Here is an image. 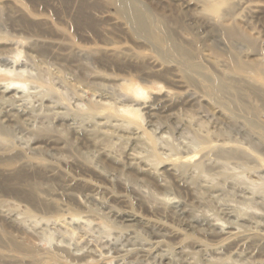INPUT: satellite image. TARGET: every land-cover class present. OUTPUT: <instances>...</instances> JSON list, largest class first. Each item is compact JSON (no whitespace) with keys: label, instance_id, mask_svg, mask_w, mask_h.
<instances>
[{"label":"rangeland","instance_id":"374dc122","mask_svg":"<svg viewBox=\"0 0 264 264\" xmlns=\"http://www.w3.org/2000/svg\"><path fill=\"white\" fill-rule=\"evenodd\" d=\"M24 1L29 3L30 5L32 4L34 6H38L43 9L48 5L47 2L48 0H24ZM89 1L90 0H82V2L80 3V13L74 16V18L69 22L70 24L68 23L66 25L67 26L66 28L68 29V30L66 29L67 30L66 33L67 36L70 37L71 42L73 43L76 42L75 45H78L80 47H90L94 45L100 46V45H104L105 43L120 45V44H126L127 42L128 43L127 45L129 46L132 45L131 48L134 51L136 50L135 52L137 53L144 52L145 50H147V51H151L148 53L155 54L153 49V44L151 45L149 41L144 40L142 38L138 39L128 28L123 27L121 22H118L116 20L117 15L114 14L113 10L110 9L104 1L97 2V4L96 2H89ZM152 1L156 3L159 0H149V2ZM252 1L253 3L252 2H250L251 4L249 3L250 13L241 10V12L244 11L245 13L243 12L244 16L242 13V16H240L237 19V22L241 27H243L246 30L247 33H249L253 37V42H252L254 44L253 49L257 55L255 54L253 56H250V59L248 60H252L251 62L257 63L258 62L257 60L263 59L261 61V64L259 63L258 66L261 72H264V0L261 1L252 0ZM94 3L96 5L95 8H93ZM156 5H158V3H156ZM156 5L154 4L152 7L154 9L155 14L160 12V10L158 9L159 5L158 6ZM61 8L65 12L68 9V3L62 4ZM92 8L94 9V11ZM88 9L89 12L87 11ZM60 11L61 10L57 8L56 14H59ZM104 11H109L110 14L109 15L106 14L107 16H105L103 19L98 18L97 16H100L101 12L106 13ZM245 15L247 18L245 17ZM97 19L99 21L101 20L103 23L101 21L99 22ZM105 19L107 20L109 19V20L107 21ZM104 21L107 22L104 23ZM11 25L12 24L9 23L0 26V35L5 36V37H0V57L1 58L3 57V59L0 58V83L12 84V82H10L11 76L4 75L5 70L6 72L7 71L14 72L12 74L15 75L22 72H23L22 74H25L26 71L27 74L25 75V77L19 76L16 78L17 80L20 79L22 82H24L27 88V89L24 88L25 91L24 89L22 90V96L24 95L23 102L28 103V101L29 102L32 101L33 97H34L33 100L35 101L37 100L36 98L37 95L45 93L44 91L48 90L47 89L48 87L49 88L56 87L59 88V90L55 89L54 93L56 94L54 95L52 94L51 98L52 100L54 98V100L60 103L61 106L63 105L66 107L67 105L68 109L71 108L72 104L75 103L78 97L77 95L83 91L82 94L85 97L84 102L85 104H87L86 105L87 107L93 108L92 111L95 112L96 110L99 109L100 111L98 110V113H107L108 115L111 114L120 115L121 112L117 110L118 109L122 110L124 106L125 107L130 106L135 108L139 107V109L142 108L141 112L144 113L145 109L143 107L152 104V102L155 103V99L163 96L164 93L167 91V89L177 91L180 93L188 92L186 93L182 101L178 102L175 105H172V107L171 106L167 108L161 107L155 112V114L153 115L145 114L143 116V120L139 121L142 124L141 126L143 129L144 128L147 129L149 124H152L153 127L162 126L164 128V131L168 134V136L172 137L169 138V141L172 144L169 141L168 143L164 141H161L159 143V145H161L162 148L160 149V151L162 150L161 151L162 153L165 154L166 152L167 155L169 151H171L170 154L172 153L174 155L175 152L173 151L174 149H176V152L179 153L187 150L186 148L192 146L193 144L196 145V143H198L199 140H201L199 136H198L199 139L196 137L198 135L197 133L199 132L197 131V128L198 130H200L201 128L204 127L203 129L200 130L201 132H199V134L200 133L203 134L202 131H205L204 133L208 135V138H210V140L212 137V140H214V138L215 140L220 139L219 140L220 142L221 141L229 142L231 145L234 144L237 145L241 143L243 144L242 147L244 148L246 147L248 151L251 150L259 158L257 159L255 155L254 158H251L254 153L252 154V152L249 151L252 154V156H248V157L246 156L243 159L238 160V162L239 161L241 162L242 160L244 161L246 159L244 162L245 164L243 163V161L241 163L240 162L237 163V160L229 161L232 164V169L230 168L231 164L228 162L230 167L227 164L226 165L227 167L225 166V168L228 170L227 171L224 170L226 171V173H228L227 178L230 177L228 180L226 178L225 179L222 178L219 174H217L218 172L221 171L222 167H220V169L217 168L212 171L214 173V174L211 173L213 174V178L208 177L210 173H208L209 175L207 176V179L206 176L205 177L201 176L203 178L201 177L199 178L201 174L199 176L198 174L200 172L193 173L192 176L190 177L194 178L192 180L196 181L197 184L196 186H198L199 184L197 191L194 195H191L189 191H186L185 188L179 186L178 183L175 182L170 177V175L168 177V173L163 174L165 179L168 178L167 181H169L170 179L169 184L171 188L167 189L168 191L164 189L161 186V184L158 183L157 181L154 180L147 181L146 179H143L141 177L140 173L137 174V172H132L131 170H125L123 179L115 180L112 184V182H110L109 180L107 181V179L104 177V174L105 173L113 174L114 172L115 173L118 172L120 169L117 168L116 164H113L112 162H110L109 159H107V157L104 156V152H106L105 150L109 149V151L113 156H116L118 159H120V161L125 162L127 160V153L132 149L131 147H133L136 150L137 149L139 150V148L143 146V143L134 146L132 142H130V140L126 138V136L125 137L123 136L124 139L121 138L123 135L122 132H119L120 134L118 133V135L116 133L118 137L112 136L110 137L111 139L110 138L101 139L103 137L99 136V138L96 137L95 143L94 142L89 143L87 141L84 142L82 139L80 140V136L75 137L70 133L67 134V131L64 129L65 127L61 125L62 120L60 121L58 119H55L54 113L51 112L50 116H48V118L45 119L44 123L43 122L40 123L41 120L39 121L38 125H40V127L42 128L44 126L45 128L44 129L41 128L42 130L39 129L40 132H38V134L37 133L30 134L28 132L26 133L24 132L25 133L24 134L23 132H20V130L17 131L15 130L17 136L19 134L18 136L19 139L16 138L17 136L12 138L14 141L11 139L12 140L11 145L14 151L12 150L9 154L0 156V205H4L8 208L11 207L10 209L17 208L19 210L25 211L28 216V220H29L28 222L37 221V220L38 222L39 221L41 222L39 223L40 226L36 222L35 225H37L38 227H44L43 224L47 223V220L49 221L52 220L47 223L48 226L50 227L47 226L45 227V229L47 228L45 234L43 236H41L42 234H40V236L38 235L39 237L38 236L36 237L39 239L36 238L32 239L29 237L20 238L22 250L24 249L25 252L24 251L23 252L26 255L30 257L33 255L32 257H34V256H38L39 253H47L48 256H51L52 254H56L57 249L54 248L55 243L57 242V240H61L60 238L66 236L65 238L67 241H69L70 239V241H73L72 243H74V246L76 245V247L80 249V257L78 258V260L76 259L74 261L72 259L71 261L70 260L71 258H69L66 255H64V257L58 256L59 260L57 259V261H54L56 264H63V263L64 264H215V263L216 264H236V263L264 264V242L260 241V239H258L257 237L249 235L251 231L255 232V230L258 231V229H259L258 232H264V221H263L264 213H262L264 212V208H263L264 202H262L264 201V195L263 192L261 191V187L264 186L263 185L264 163H261L264 162V144L259 140L258 138L259 136H257L255 132L254 134L252 130H249V128H247L244 125L245 124L244 122L238 123L237 126H232L231 124H229L230 122L225 117H223L221 114L217 112L218 108H220L218 104L217 105L211 104L209 100L210 98L208 96H205V92L208 93V91L211 90L210 85L213 83L212 78L203 79V77H200V80H198L197 78H194V76L195 77L197 76L196 74L192 76L193 78L191 79H188L187 76L183 79L181 78L182 77L181 73L178 74L179 72L176 73L172 70H168L167 68L159 69L153 67L152 64L144 60L137 61L132 57V53L123 56L98 54L92 57H87L85 55H80L77 57L70 50H65V52L64 50L62 51L59 50L58 51L59 56L58 57L55 56L54 58L53 56L50 55L49 53L50 50L46 51L47 55L42 56L41 53L37 51L36 47L34 49L29 44H27L28 45L27 46L25 42V45L23 46L25 47V49L21 48L20 49L21 54H18L19 47L17 44H15V41L11 40V38L13 40L15 38L21 39L20 37L25 35V33L23 32L28 31L30 29V26L25 25V23L18 22V26L21 25L22 29H24L22 31L16 25L15 26L13 25L11 26ZM41 29L45 35L47 36L49 35L48 37H51L52 32L49 31L48 28L44 26L41 27ZM197 30L194 29V32L197 33ZM127 31H128V35H126ZM68 32H70L71 35ZM200 33L198 34L199 37H197L195 34L192 33V35H195V37L199 39V41L196 43V47L203 46V44L206 42L207 44H204L207 45L206 46L207 48L204 47L206 49V52L208 53L211 52L210 54H212V52L214 51L213 55L219 53L222 55L221 58H223L224 60L226 58V51L228 53L229 52L242 53L243 56H245L246 53L249 51L248 46L250 43L248 44L247 41L239 39L238 37L228 38L219 33L216 34L212 32L211 33L203 32L201 34ZM8 34H10L11 36ZM78 42L80 45L78 44ZM208 44L210 47L208 46ZM212 44L213 46L215 45L221 47L226 51H221L220 49H213ZM138 50L140 51L138 52ZM27 51L29 53H27ZM30 52H32V54ZM29 54H31L32 56L34 54L36 55L35 59L33 61L31 60L32 62H30V60H27ZM244 59L246 58L244 57ZM149 65H151L152 68L151 66L149 67ZM30 73L33 75V77H31ZM148 73L150 74V76ZM27 77L28 78L31 77V78H29V80L27 81L28 79ZM40 78H42V80L44 82L46 81L47 83L46 82L44 83L43 81L39 80ZM49 79L51 80V82L49 81ZM1 80H3L4 82H1ZM32 80L34 81V84L37 81L41 83L43 82V84L41 85L38 82L36 83V86L34 84L32 85L31 84L33 83L31 82ZM179 81L181 82L186 81V82L185 84L182 85ZM37 84L40 85L37 86ZM44 84L46 88L44 87ZM129 84L135 85L137 87L136 90L133 92L127 91L125 87L128 86ZM27 85H29V87H27ZM40 86H43L44 88ZM235 86H236L235 88L231 87L229 89V92H227V94L225 93L226 102L229 103L228 100L230 96L229 93L230 92L234 93L236 91H238L239 94L242 95L245 100L252 101V99H250L252 91L248 89V87L236 83ZM36 87L40 92L36 90ZM38 87H40L42 90H40V88ZM204 88H207V90ZM30 89L33 91H31ZM27 90H30L32 93H30V91L27 92ZM141 91L143 92L138 94V92ZM23 92H25V94H23ZM33 92L36 93L33 94ZM58 92L60 93L58 94ZM126 92L128 95L126 94ZM101 94L103 96L106 95L104 96L105 99L109 100L108 102L112 103L113 106L117 107L116 108L117 110L114 109L112 106L103 108V106L96 104L95 101L96 99H98V97ZM27 97L28 98L31 97L30 100ZM25 98H27L28 100ZM39 98H41V95ZM62 99H64V102H62ZM253 103L254 102H251L250 104L255 106V103L254 104ZM210 105L212 106V108H210L211 107ZM251 117L255 118L254 115H251ZM261 119L264 120V115L261 116ZM90 120L93 121V119ZM148 121H150V123ZM228 126H230L231 129H229ZM56 127L57 128L60 127L59 128L60 131L57 130L58 132H56L55 130ZM194 127L196 128L195 130L197 131V133H195L196 131H194ZM45 129L47 132L45 131ZM61 129L64 130L61 131ZM207 130L208 132H206ZM209 132L214 134L211 133L208 134ZM222 132L223 133L226 132L225 133L226 135L223 134ZM215 134L218 135V138L219 136L221 138L218 139ZM64 135L66 136L64 137ZM119 135L121 137H119ZM146 137L148 138L145 140L148 141L149 143L150 136L147 135ZM174 138L176 139L177 142L175 141ZM183 138L184 141L186 140L188 141L182 142ZM192 139H195V141L193 142ZM34 140L37 141L38 145L41 144V146H44L41 152H32L28 150L33 145ZM178 140H181V142L180 141L178 142ZM217 140L213 142L220 143ZM48 141L50 142L47 145L46 142ZM189 141H191L192 143H189ZM201 141H202L201 143H204V139ZM164 143L165 145L167 144L171 147L173 146V144L174 145L176 143L177 144L172 147L173 148L172 150L171 147L169 148V146H165ZM186 143L188 144V146L186 145ZM177 145H181V146H177ZM182 145L184 147H182ZM165 147H168L169 149L166 148L165 150ZM181 147L182 149L179 150V148ZM251 147L253 150L251 149ZM21 148L24 149L25 151H28V153L26 152V154L28 155L27 159L32 164L31 163L26 164L25 162L22 163V160H20L21 157L18 155V149ZM98 151L100 153H98ZM176 152L175 154H177ZM164 157L168 158L167 156ZM211 157L215 158V156H211ZM57 160L61 161L58 162L59 164L58 166L55 162ZM249 160L252 162H250ZM246 161L247 162L249 161L248 162L249 164ZM34 162L42 163L43 165H35ZM232 162L234 163V165ZM55 164L56 167H54ZM239 164L240 165L243 164V165L240 166ZM255 164H257V166ZM46 165H51V166L47 167ZM52 165L54 168H52ZM228 167L232 170V172ZM229 173L233 177L229 176L230 175ZM210 176L212 177V175ZM80 178L89 180L94 183H99L107 188L106 190H102L100 192L96 191V193H98V196L101 198L102 203L96 202L95 200L92 199L91 196L96 195L95 190L89 187L87 184L80 182ZM208 178L214 180L215 182L214 185H216L215 187H213L214 189L206 188L207 186H205L206 185L205 183L206 180H209ZM71 179H78V181L74 180L72 182ZM216 179L219 180V183H217L218 181ZM220 179L222 182L220 181ZM204 180L205 182L203 183ZM240 180L242 181L243 184L244 182L247 184H244L245 186L242 185ZM237 181L240 182L241 186L243 187L242 189L240 188L241 186L240 184H238ZM254 181L258 185H256ZM261 182L263 183L262 186H260ZM218 184H221L220 186L222 187H220ZM138 186L140 188L147 190L148 192L151 190L150 191L151 194L150 193H149L150 195H147L148 193L146 195L139 194L140 192L138 190L140 188ZM251 190L254 193H252ZM244 191L246 192L243 193ZM158 192L159 195H163V194L165 195L167 194L170 196L173 195V196H177L180 200H184L188 204V207H191L190 209L192 210V213L196 215L198 214L200 216V214L202 215V213L209 214L210 217H212L215 220H218L219 223L221 222L220 224H223L222 226L225 225L224 227L228 228L230 226L231 227L233 226L232 228H234L235 230L240 228L241 231L240 229H238V231H240L244 236H241L240 238L234 237V239L231 238L228 240H224L223 242V238H219L218 235L216 234L217 229L212 228L208 224V222L202 220L192 221L189 217L182 215L180 213V210L177 208L174 209L169 208L167 213H163V214H160L158 212L154 213V211H152L150 208V202H153L155 200L152 193L153 194L155 193L157 195ZM165 192H168L169 194ZM75 193L78 196V199L76 200L73 197V194ZM39 194L40 196L51 198L48 199L49 202L50 200L52 201L46 204L44 201L41 200V197L38 196ZM245 195L246 196L253 195L254 198L250 196V198H253L250 199L249 196H247L248 198L246 197L247 198L246 199ZM255 199L257 201L256 204L254 201ZM77 200L85 202L84 204L86 205V210L82 208L81 205L78 204L80 201ZM247 201L249 204L247 203ZM55 202L59 205H62L63 209L60 210L53 208L52 203ZM250 204L251 207H249ZM111 206L114 208L115 211L121 210L120 212L122 211L124 212L130 210L134 213H138V215H140L141 217L153 218L155 219L156 222L162 223L164 226L157 227L151 224L148 225L145 219H143L142 221H140L139 219L130 220L128 218L118 216L117 214H115L110 210ZM232 207L234 208L231 209ZM247 207L250 209L248 210ZM254 207L255 208L258 207L256 211ZM240 209L241 210L243 209V212ZM233 210L236 211L234 212ZM250 211L252 213H250ZM254 211L256 213H254ZM239 214H241L242 216ZM243 214L244 215L247 214V215L244 216ZM254 214L256 215L258 214L261 217H257V218L255 217L256 219L252 218ZM80 215L82 217H80ZM59 217L66 219L65 225L63 222H62L63 225L54 224L53 220ZM72 217L74 218V221H72L71 219ZM260 224L262 225L260 226ZM68 229L70 230V232ZM72 231L74 232L75 236L73 235ZM50 237H54L56 238V240L50 242L49 240ZM160 239L163 241H167L165 243V246L159 249H156L155 247L153 248V250L150 249L155 245L154 242ZM202 242L206 246L203 245L202 247L203 244ZM217 242L218 244L219 242L220 244L224 243V249L219 254L216 253L213 249L216 245H218ZM207 243L210 244L211 246L208 245ZM180 245L184 247V251L179 249ZM31 248L35 250V252L32 251ZM144 249L147 250L149 249V250L143 251Z\"/></svg>","mask_w":264,"mask_h":264},{"label":"bare ground","instance_id":"6f19581e","mask_svg":"<svg viewBox=\"0 0 264 264\" xmlns=\"http://www.w3.org/2000/svg\"><path fill=\"white\" fill-rule=\"evenodd\" d=\"M102 1H104L108 5V7L113 10L114 14L117 15L116 20L118 22H121L123 27L128 28L138 39L142 38L144 40L149 41V43H151V45L153 44V49H154L155 54L148 53L151 51H147V50H145L147 52L144 51V52L137 53V52H135L136 50L134 51L131 48L132 45L131 46L127 45L128 43L126 41H125L126 44H120V45H118V44L115 45L112 43H105L104 45H100V46H95V45L90 46L89 45L90 47H80L78 45H75L76 42L75 43L71 42L70 37L67 36L66 31L68 29L66 28L67 27L66 25L74 18L75 15L80 13V3L82 2V0H48L47 1L48 5L44 9L41 7H38V6H34L32 4L30 5L29 3L25 2L24 0H0V26H2L3 24H9L10 23L13 26L16 25L17 27H19L20 30H22V31L24 29H22L21 25L18 26V22L19 23H25V25L30 26V29L28 31L23 32V33H25V35L20 37L21 39L15 38L13 40L10 37L11 40L15 41V44H17L19 47L18 54H21L20 53L21 48L25 49V47H23L25 45V42H26V45L29 44L34 49L36 47L37 51L40 52L42 56L47 55L46 51L50 50L49 53L54 58H55V56L56 57L59 56V52H58L59 50H61V51L64 50V52H65V50H70L77 57L80 55L92 57V56H95L98 54L123 56V55L132 53V57L134 59H136L137 61L138 60H144V61H147L148 63L152 64L153 67H156L159 69L167 68L168 70H172L176 73L179 72L178 74L181 73V76H182L181 78H183V79L186 76L188 79H191V78H193L192 76H194L196 74H197V76L196 77L194 76V78H197L198 80H200V77H203V79L212 78L213 83L210 85L211 90L208 91V93L205 92V96H208L210 98L209 100H210L211 104H214V105L218 104V106L220 108H218L217 112L219 114H221L223 117H225L230 122L229 124H231L232 126H237L238 123L244 122L245 123L244 125L247 128H249V130H252L253 133L255 132L256 135L259 136L258 137L259 140L264 144V120L261 119V116L264 115V72H261V70L259 69V66H258L259 63L261 64V61L263 59L257 60L258 61L257 63H253V62H251L252 60H248V59H250V56H253L256 54V52L253 49V45H254L252 43L253 37L249 33H247L246 30L243 27H241L239 25V23L237 22V19L240 16H242V13L244 11L249 12V9H250L249 3L250 2L253 3L252 0H159L156 3H158V5H159L158 9L160 10V12H158L157 14L154 13V9L152 8L154 4L156 5V3H154L153 1L149 2V0H90L89 2H96V4H97V2H102ZM64 3H68V9L67 10L65 9L66 10L65 12L61 8L62 4H64ZM158 5H156V6H158ZM105 6H104V8H105ZM95 7H96V5L94 3L93 8H95ZM57 8L61 10L59 12V14H56ZM241 10H244V11L241 12ZM87 11L89 12V9ZM93 11H94V9H93ZM102 12H103V10H102ZM102 12H101L100 16H97L100 19H103L105 16L110 14L109 11H104L106 13H102ZM244 13H243V16H244ZM245 17H246V15H245ZM105 20H107V19H105ZM106 22L104 21V23H106ZM44 26L46 28H48L49 31L52 32L51 37H48L49 35L47 36L44 34V32H42L41 27H44ZM113 28H115V27H113ZM194 29H196V30L198 29L197 33L194 32ZM69 30H70V28H69ZM70 32H71V30H70ZM70 32H68V33L70 34ZM200 32L201 33H203V32L204 33L205 32L211 33L212 32V33H216V34L219 33V34H221L225 37H228V38H232V37L237 38L238 37L239 39L247 41L248 44L250 43L248 46L249 51L246 53L245 56H243L242 53H233V52L228 53L223 48L215 46V45L213 46V44H212L213 49H220L221 51H226V58L224 60L223 58H221L222 55L219 53L218 54L215 53L216 55H213L214 51L212 49H211L213 51L212 54H210L211 52H209V53L206 52V49L204 48L207 46V45H204V44H207L206 42L203 44V46H197L196 47V43L199 41V39L197 37H199L198 34ZM192 33L195 34L197 37H195V35H192ZM8 35H10V34H8ZM126 35H128V31H127ZM203 35H205V34H203ZM0 37H5V36L0 35ZM116 43H118V42H116ZM78 44H79V42H78ZM208 46H209V44H208ZM23 51H26V50H23ZM139 51L140 50H138V52ZM32 52H30V53L32 54ZM27 53H29V52L27 51ZM62 53H61V55H62ZM31 54L28 55V59H27V60H30V62H32L35 59V56L37 55L36 53H35L36 55L34 54L33 56ZM68 56H69V54H68ZM127 57H129V56H127ZM244 57L246 59H244ZM48 58H49V56H48ZM1 59H3V57ZM251 59H252V57H251ZM150 66L151 65H149V67ZM151 68H152V66H151ZM4 72H5V74H4L5 76H7V75L11 76L10 82H12V84L11 83L10 84L9 83L8 84L0 83V156H4L6 154H9L12 150L14 151V149L12 148V145H11L12 144L11 141L13 140L12 138L17 136V133H15V130L16 131L20 130V132H23V133L28 132L30 134L31 133L32 134H35V133L38 134V132H40V130L45 128L44 126L42 128V127H40V125H38L39 121L41 120L40 123L41 122L44 123L45 119H47L48 116H50L51 112L54 113L55 119H58L60 121L62 120L61 125H63V127H65L64 129L67 131V134L70 133L71 135H73L75 137L80 136V140L82 139L84 142L87 141L89 143H93V142L95 143L96 137H98V138H99V136L103 137L101 139L110 138L112 136L116 137L119 132H122V134H123V135L121 134L122 137L120 135H119V137L123 138V136L124 137L126 136V138L128 140H130V142H132V144L134 146H137V145L143 143V146L140 147L139 150L138 149L136 150L133 147H131L132 149H131V151H129L127 153V160L125 162L124 161L122 162L116 156H113L111 154V152L109 151V149L108 150L104 149L106 151V152H104V156L107 157V159H109L110 162H112L113 164H116L117 168L120 169L116 173L113 171L115 174L114 173L113 174H110V173L104 174V177L107 179V181L109 180L110 182H112V184L115 180L123 179V175H124L125 170H131L132 172H137V174L140 173L141 177L143 179H146L147 181L148 180L149 181H151V180L157 181L158 183L161 184V186L164 189L167 190V189L171 188L170 184H169L170 179H169V181H167L168 178L165 179L163 174L168 173V177L170 175V177L175 182H177L179 186H181L182 188H185L186 191H189V193L191 195H194L197 191L199 184H198V186H196L197 185L196 181H193L192 179H194V178L190 177V176H192L193 173L200 172L198 174V176L201 174L199 176V178L201 176H204V177L206 176V179H207V176L209 175L208 173H210V175H212V177L210 175L208 177L213 178L214 173L212 171L214 169H217V168L220 169V167L225 168V166L231 160H237V163H239L240 162V161L238 162L239 159L241 160L246 156L247 157L252 156V154L254 153L251 150H249L252 152V154H251L246 149V147L245 148L242 147L243 144H241V143H240L241 146H240V144H237V145L234 144L236 142V140L233 143L234 145H231L229 142H223V141L220 142L219 138H221V137L219 136V138H218V135H216V134H215L216 137L219 139V140H217V139L216 140L219 141L220 143L213 142L216 140H215V138H214V140H212V137H211V140H212L211 141L210 138H208V135H206L204 133L205 131H202L203 134L202 133L199 134V132H201L200 130L203 129L204 127L201 128L200 130H198V128H197V131H199L198 133L195 130L196 128L194 127V131H196L195 133L198 134V135L195 134V135H197L196 137L198 138V136H199V138L201 140L204 139V143H201L202 141L199 140V142L196 143V145L193 144L195 146H193L192 144H189L192 146L186 148L187 150H185L183 152H179V153L176 152V149L173 150V148H172L177 143L175 145L173 144L172 147L167 145V144L165 145V143H164L165 146H169V148L171 147V149L173 151H175L177 154H175V152H174V155L172 153L170 154L171 151H169V150H168L169 153L167 152L168 153L167 155H166V152H165V154L162 153L161 152L162 150L160 151V149H162V148H161V145H159V143L161 141L168 143L169 138H172V137L168 136V134L164 131V128L162 126L161 127H158V126L153 127L152 124H149L147 129H145V128L143 129L141 126L142 124L139 121L143 120V116L145 114L153 115L161 107H163V108H167L170 106L172 107V105H175L178 102L182 101L184 96L188 92L180 93L177 91L167 89V91L164 93L163 96L155 99V103L152 102V104L143 107L145 109L144 113L141 112V110H142L141 107H140L141 109H139V107L135 108V107H130V106L129 107L124 106V108L122 110H119V109L117 110L116 109L117 107L113 106L112 103L108 102L109 100L105 99L104 96H106V95L103 96L101 94L98 97V99H96V101H95L96 104L103 106V108L112 106L114 109L121 112L120 115H114V114L108 115L107 113H98L99 107L97 108L98 110L95 109L97 111V112L95 111L96 113L94 111H92L93 110L92 107H87L86 106L87 104H85V102H84L85 97L82 94L83 91L81 93L78 92L80 94L77 95L78 96L77 99L75 98L76 99L75 103L72 104V106L70 105L71 106V108H69L70 110L67 108L66 104H65L66 107L63 105L61 106L60 103H58L54 100V98L52 100L51 95L56 94V93H54L55 92L54 90L55 89L59 90V88H56V87L49 88L47 86L48 90L44 91L45 93L40 94L41 98H39L40 95L38 94L39 96L37 95V97H36L37 100L34 101L33 100L34 97H33L32 101H30V102L28 101V103L23 102V96L24 95L22 96V90L24 88H26V86H25L24 82H22L20 79L17 80L16 78L19 76L25 77V75L27 74L26 71H25V74H22L23 73L22 72V73H19L17 75L12 74L14 72H9V71L6 72V70ZM153 72H154V70H153ZM31 73H30V75H31V77H33V75H32L33 73L32 74ZM149 76H150V74H149ZM31 77H29V78H31ZM29 78L27 79V81L29 80ZM42 78H40L39 80L43 81ZM52 78H55V77H52ZM49 81L51 82L50 79H49ZM1 82H4V81L1 80ZM31 82H33V83H31L33 85L34 81L32 80ZM38 82L39 81L35 82L34 85L36 86V83H38ZM43 82L42 83L39 82V83L42 85ZM179 82L183 85V84H185L186 81L185 82L179 81ZM235 83L244 85L252 91V94L250 97V99H252V101L245 100L243 98V96L240 95L238 91H236L234 93L230 92L229 93L230 96L227 95V96H229V98H228L229 103L226 102L225 93L227 94V92H229V89L231 87L235 88L236 87ZM40 84H37V86ZM206 84H207V82H206ZM202 85H204V84H202ZM27 87H29V85H27ZM40 87L46 88L45 84H44V87L43 86H40ZM40 87H38V88H40ZM120 88H121V86H120ZM125 88L129 92H133L136 90L137 87L133 84H129ZM144 89H146V88H144ZM204 89L207 90V88H204ZM30 90H27V92H29ZM36 90L39 91L37 89V87H36ZM40 90H42V89L40 88ZM24 91H25V89H24ZM31 91H33V90H31ZM31 91H30V93H32ZM188 91H190V90H188ZM142 92L143 91L138 92V94L142 93ZM35 93L33 92V94H35ZM59 93L60 92H58V94ZM23 94H25V92H23ZM126 94H127V92H126ZM30 96H32V95H30ZM60 96H61V94H60ZM191 96H192V94H191ZM246 96H248V95H246ZM25 97H26V95H25ZM53 97H56V96H53ZM27 98H25V99H27ZM30 98H28V99L30 100ZM24 101H26V100H24ZM62 102H64V99H62ZM251 102H254L255 106L251 105L250 104ZM210 108H212V106ZM215 111H216V108H215ZM215 111H214V113H215ZM251 115H254L255 118H252ZM225 118H224V121H225ZM90 119H93V121H91ZM89 121L91 124L89 123ZM148 122L150 123V121H148ZM43 123H42V125H43ZM196 126H197V124H196ZM228 127H229V129H231L230 126H228ZM59 128L56 127V129H55L56 132L60 131ZM63 130L61 129V131H63ZM45 131H46V129H45ZM228 131H230V130H228ZM228 131H226V132H228ZM206 132H208V130ZM211 132H209L208 134H210ZM116 133H117V135H116ZM225 133H223V134H225ZM211 134H214V133H211ZM147 135L150 136V142L149 143H148V141L145 140L148 138V137H146ZM225 135H223V136H225ZM256 135H254V136H256ZM18 136H19V134H18ZM18 136L16 137L17 139H19ZM65 136L66 135H64V137ZM221 136H222V134H221ZM28 137H29V135H28ZM185 139H186V137H185ZM36 140H38V139H36ZM36 140H34V141H36ZM231 140H232V138H231ZM34 141H33V145L31 144L32 146L31 147L29 146L30 148L28 150H30L32 152H41L43 150L44 146H41V144L38 145L37 141L36 142H34ZM175 141H176V139H175ZM179 141L181 142V140H178V142ZM186 141H188V140H186ZM186 141H184V138H183L182 142H186ZM192 141L194 142L195 139H192ZM49 142L50 141L46 142V144L48 145ZM189 143H192V142L189 141ZM144 144H145V146H144ZM186 145L188 146L187 143H186ZM177 146H181V145H177ZM248 146H249V144H248ZM182 147H184V146L182 145ZM182 147L179 148V150L182 149ZM166 148H168V147H165V150H166ZM251 149H252V147H251ZM99 151H98V153H100ZM26 152L28 153V151H25L22 148L18 149V155L21 157L20 160H22V163L25 162L26 164H29L31 162L27 159L28 155L26 154ZM161 153H162V155H161ZM163 154H164V156H167L168 158L164 157ZM254 155L256 156L257 159H259L255 153L253 154V156L251 158H254L255 157ZM211 156H215V158L211 157ZM258 156H260V155H258ZM245 160L244 161L242 160L243 163L245 162ZM247 160H248V158H247ZM35 162H37V161H35ZM55 162L58 166L59 165L58 162H61V161L57 160ZM250 162H252V161H250ZM34 163H33V165H34ZM261 163H264V162H261ZM56 164L54 165V167H56ZM257 164H259V163H257ZM257 164H255V165L257 166ZM35 165H43V164L42 163H35ZM233 165H234V163H233ZM242 165H240V166H242ZM44 166H45V164H44ZM46 166L48 167L51 165H46ZM228 166H229V164H228ZM54 167L52 165V168H54ZM248 167H249V165H248ZM57 168H59V167H57ZM222 168H221V171L219 170L220 172L217 171L218 172L217 174H219L222 178H224V179L226 178L228 180L230 178V177L227 178L228 173H226V171L228 169H226V168L222 169ZM230 168L232 169V164H231ZM238 169H239V167H238ZM224 170H226V171H224ZM214 172H216V171H214ZM231 172H232V170H231ZM211 173H213V174H211ZM195 175H197V174H195ZM229 176L233 177L231 174ZM193 177H195V176H193ZM196 178H198V177H196ZM201 178H203V177H201ZM239 179H240V177H239ZM74 180L78 181V179H71L72 182ZM216 180L218 181V182L217 181L216 182L219 183V180L218 179H216ZM220 181H221V179H220ZM80 182H83V183L87 184L89 187L93 188L95 190V193H96V191L100 192L102 190L107 189L106 187H104L103 185H101L99 183H94V182H91V181L83 179V178H80ZM204 182H205V180L203 181V183ZM262 182H261L260 186H262V184H263ZM207 183H209V184H207ZM214 183L215 182L213 179H209V180H206L205 186H207L206 188H213L216 186V185H214ZM241 183H242V181H241ZM254 183H255V181H254ZM238 184H240V182H238ZM244 184H247V183L244 182ZM244 184L242 183V185H244ZM255 184L258 185L257 183H255ZM218 185L220 186L221 184H218ZM240 186H241V184H240ZM220 187H222V186H220ZM240 188L242 189L243 187L241 186ZM247 188H246V190H247ZM257 188H259V187H257ZM138 191L140 192L139 194H141V195H146L147 193H148L147 195L151 194V192H150L151 190L148 192L147 190H145L143 188H140ZM261 191L263 192V195H264V186L261 187ZM245 192L246 191H244L243 193H245ZM251 192H252V190H251ZM255 192H258V191H255ZM262 192H261V194H262ZM165 193H168V192H165ZM252 193H254V192H252ZM258 194H260V193H258ZM152 195L155 198V200L153 202H150V208L152 211H154V213L158 212L160 214H163V213H167L169 208H173V209L177 208L180 210V213L182 215L189 217L192 221L202 220V221L208 222V224L212 228L217 229L216 234L218 235L219 238H223V242H224V240H228L231 238L234 239V237L240 238L241 236H244L240 232L241 231L240 228H238V229H240V231H238V229L235 230L234 228H232L233 226L232 227L230 226L228 228L224 227L225 225L222 226L223 224H220L221 222L219 223L218 220L213 219L212 217H210L209 214H205V213L203 214L202 213V215L200 214V216H199L198 214L196 215V214L192 213V210L190 209L191 207H188V204L184 200H180L177 196H173V195L170 196L167 194L166 195L165 194L159 195V192L157 195L155 193L154 194L152 193ZM152 195H151V197H152ZM38 196L41 197V200L44 201L46 204L49 202L48 199H51V198L40 196V194ZM247 196H249V198H250V196H252L254 198L253 195H247ZM247 196L245 195V198ZM256 196H257V193H256ZM73 197L75 200L78 199V196L76 193L73 194ZM91 197L96 202L102 203V200L98 196V193H96V195H92ZM253 198H250V199H253ZM259 198H260V195H259ZM83 200H85V199H83ZM51 201L52 200H50V202ZM77 201H80V200H77ZM254 201L256 204V202H257L256 199ZM262 202H264V201H262ZM84 203H85L84 201L83 202L80 201L78 204L81 205L82 208H84L86 210V205ZM247 203H248V201H247ZM251 204L249 207H251ZM52 207L55 209H60V210L63 209V206L57 204L56 202L52 203ZM10 208H8L4 205H0V264H54L55 263L54 261H57L58 256L64 257V255L71 258L70 259L71 261H72V259L74 261L76 259L78 260V258L80 257V249H78V247H76V245L74 246V243H72L73 241H70V239H69V241H67L65 238L66 236H64L63 238L59 237L61 240H57V242L55 243L54 248L57 249L56 254H52V255L50 254L51 256H48L47 253H39L38 252L39 253L38 256L32 257L33 256L32 255L30 257V256L26 255L24 253L25 252L24 249L22 250L20 238L29 237V238L35 239L38 235L40 236V234H42L41 236H43L45 234L46 229H47V228L45 229V227L46 226L50 227V226H48L47 223L52 221V220H50V221L47 220V223L43 224L44 227H38L35 224H36V222L38 224L41 223L40 221L38 222V220H37V221L28 222L29 221L28 216H27L25 211L19 210L17 208L16 209H10ZM233 208L234 207H232L231 209H233ZM257 208L254 207L255 211ZM193 209H194V207H193ZM249 209L250 208H248V210ZM259 209H261V208H259ZM110 210L112 212H114L115 214H117L118 216H122V217L128 218L130 220L139 219L140 221H142L143 219H145L146 223L148 225L151 224V225L157 226V227L158 226H162V227L164 226L162 223L156 222L155 219H153V218L141 217L140 215H138V213H134L130 210L124 211V212L123 211L120 212L121 210L115 211L112 206H111ZM236 210H239V209H236ZM236 210H233V211L235 212ZM241 211L243 212V209ZM255 211H254V213H256ZM250 213H252V212L250 211ZM262 213H264V212H262ZM229 215H231V214H229ZM239 215H241V214H239ZM246 215H244V216H246ZM260 215L254 214V216H252V218L261 217ZM80 217H82V216L80 215ZM245 218H244V220H245ZM71 219H72V221H74L73 217ZM65 220H66L65 218L59 217V218L54 219L53 221H54V224H62L63 225V223H64V225H65V223H66ZM81 222H82V219H81ZM143 222H145V221H143ZM231 223H233V222H231ZM257 224H259V223H257ZM261 225L262 224H260V226ZM39 226H40V224H39ZM258 231H259V229H258ZM258 231H256V230H255V232L251 231V233H249V235L257 237L258 239H260V241L264 242V232H258ZM260 231H261V229H260ZM69 232H70V230H69ZM72 233L74 235L73 231H72ZM211 233H213V232H211ZM36 239H39V238H36ZM161 239L154 242L155 245L150 249L153 250L154 247L156 249L164 247L165 243L167 241H163ZM49 240H50V242H53V240H56V238L50 237ZM220 241H221V239H220ZM202 243H199V244H202ZM217 244H218V242H217ZM219 244H220V242H219ZM219 244L213 248L214 251L218 254L221 253L224 249V243H221L220 245ZM203 245H205V244L203 243L202 247H203ZM208 245H210V244H208ZM179 249L184 251V247L182 245L179 246ZM31 250L35 252V250H33L32 248H31ZM148 250L144 249L143 251H148ZM89 253H90V251H89ZM125 254H127V253H125ZM146 254H147V252H146ZM119 255H120V253H119Z\"/></svg>","mask_w":264,"mask_h":264}]
</instances>
